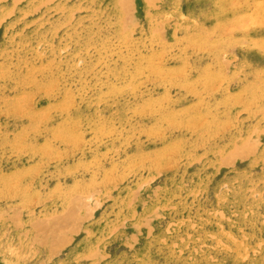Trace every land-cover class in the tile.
Listing matches in <instances>:
<instances>
[{
    "label": "rangeland",
    "instance_id": "obj_1",
    "mask_svg": "<svg viewBox=\"0 0 264 264\" xmlns=\"http://www.w3.org/2000/svg\"><path fill=\"white\" fill-rule=\"evenodd\" d=\"M0 264H264V0H0Z\"/></svg>",
    "mask_w": 264,
    "mask_h": 264
}]
</instances>
